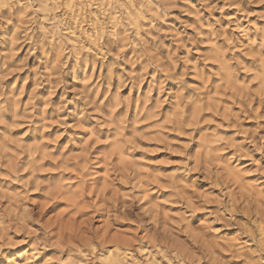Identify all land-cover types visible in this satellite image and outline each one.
I'll use <instances>...</instances> for the list:
<instances>
[{"label": "rangeland", "instance_id": "374dc122", "mask_svg": "<svg viewBox=\"0 0 264 264\" xmlns=\"http://www.w3.org/2000/svg\"><path fill=\"white\" fill-rule=\"evenodd\" d=\"M0 264H264V0H0Z\"/></svg>", "mask_w": 264, "mask_h": 264}]
</instances>
